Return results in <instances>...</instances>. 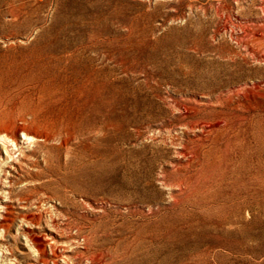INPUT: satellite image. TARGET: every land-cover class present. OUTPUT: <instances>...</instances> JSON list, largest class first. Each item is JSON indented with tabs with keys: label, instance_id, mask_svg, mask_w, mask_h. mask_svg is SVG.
Returning <instances> with one entry per match:
<instances>
[{
	"label": "rangeland",
	"instance_id": "obj_1",
	"mask_svg": "<svg viewBox=\"0 0 264 264\" xmlns=\"http://www.w3.org/2000/svg\"><path fill=\"white\" fill-rule=\"evenodd\" d=\"M258 35L264 0H0V264H264V197L225 200L264 180ZM181 104L233 113L187 169Z\"/></svg>",
	"mask_w": 264,
	"mask_h": 264
},
{
	"label": "bare ground",
	"instance_id": "obj_2",
	"mask_svg": "<svg viewBox=\"0 0 264 264\" xmlns=\"http://www.w3.org/2000/svg\"><path fill=\"white\" fill-rule=\"evenodd\" d=\"M246 31H242L243 34L247 33ZM252 44L256 45V47H249L248 53L250 54V56L254 57L259 62L264 63V53H262L260 51L262 46H264V35H258L257 37H255L252 41ZM240 90H241L240 92L245 94V97L250 96L252 98V99H248V102H247L248 104H246L247 105L246 108L248 110L249 109L254 110L258 107L259 102L257 101V98L264 99V98H262V97H264V80L258 81L257 83H252L251 85L243 84V86L241 87ZM24 102L27 103L25 98H24ZM208 107H210V106H208ZM208 107H204L203 109H200L198 105H187V104H181V105H179V107H177V111L181 114L182 119L185 120V123L183 124V126H184V129L186 130V132L192 133L194 130H198L200 132V135L198 137H196V135H193L194 139H195L193 145L189 146V145H185V144H180V146L178 148H176V150L174 151L176 158H178V159L181 158L183 161L186 162L185 165H183V167H181V169L189 168L191 163H192L191 155L193 156L194 152L202 151L203 148L206 146L207 140H208V143L210 142L209 137L215 136L216 133L221 132V130H219L218 128L220 127V125H222V122L224 123L225 128H227V126L230 125V122L225 123V121L230 120V118H231L230 116H231V114H233L230 112L232 110V108L230 106H223V108H221L220 110L215 109V107H212V108H208ZM27 109H26L27 111H25L23 114H21L20 117H18V120L21 123L27 122V119H26L27 116H29V117L31 116L32 117L31 120L35 119L34 118L35 117L34 109L29 108V106ZM198 112L201 113L199 115L200 118L196 117L197 116L196 114ZM208 112L211 113V115H212L211 119L203 117V115L208 114ZM25 116H26V118H25ZM28 119H30V118H28ZM51 119H52V117H51ZM71 120H70V122H71ZM46 123H47V121H46ZM48 126L53 130V131H51V133H52L51 137L52 138L55 137V134H59L58 137H60V141H59L58 150L68 149L67 145L69 144L70 140L72 139L73 134L76 133L75 131L69 130V126H71V125H69V121L65 120V119L63 120L61 118H56L53 121H51L50 123H48ZM25 131L26 130H25L24 125L17 127V132H22L23 138L26 140V139H28L29 136H27V134H25ZM223 131L226 132L227 130H223ZM15 137H16L15 134H13V136L11 138L12 143L15 142ZM45 139H47V136L45 137ZM175 144H176V142H175ZM254 146H252V147L254 148ZM241 147H242V145H241ZM250 148H251V146H250ZM253 165H255V164H253ZM256 169H253V170L250 169L252 171L249 173V175H247V177H244V176L241 177L239 175L241 177V179L239 180L240 182H237L234 185L233 194L225 197V200L227 198H231L230 199L231 202H229L228 207H235L236 209H234V210L239 211L238 213H240L241 210H246L248 208H252L253 210H255L257 207H260L259 206V203H260L259 197L260 196L264 197V186H262V184H264V180L260 179V177L258 176L259 173ZM262 169H264V167H262ZM242 174H244V173L242 172ZM236 175H235V177H236ZM240 177H238V179ZM262 178H264V177H262ZM230 179L227 178L228 181H231ZM224 186H225V184H224V181L222 179H221V181L219 180V182L216 184V187L218 189H222V188H224ZM231 186H232V184H231ZM222 198H220V199L222 200ZM215 207H216V205H215ZM231 212H233V211H231ZM230 214H233V213H230ZM252 214H254V213H252ZM233 215H235V214H233ZM238 219H237V221H238Z\"/></svg>",
	"mask_w": 264,
	"mask_h": 264
}]
</instances>
